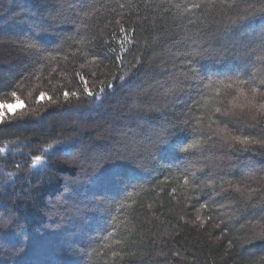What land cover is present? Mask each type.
<instances>
[{
    "label": "trees",
    "instance_id": "16d2710c",
    "mask_svg": "<svg viewBox=\"0 0 264 264\" xmlns=\"http://www.w3.org/2000/svg\"><path fill=\"white\" fill-rule=\"evenodd\" d=\"M241 10L220 0H0V104L21 105L3 109L0 124V264H264V116L220 115L234 89L223 103L203 89L264 81L259 27L228 30ZM77 73L94 93L105 88L101 99ZM41 92L51 99L37 102ZM208 122L256 142L222 144ZM49 144L63 151L31 168ZM59 197L80 216L66 243L48 216Z\"/></svg>",
    "mask_w": 264,
    "mask_h": 264
},
{
    "label": "snow or ice",
    "instance_id": "6c2138e0",
    "mask_svg": "<svg viewBox=\"0 0 264 264\" xmlns=\"http://www.w3.org/2000/svg\"><path fill=\"white\" fill-rule=\"evenodd\" d=\"M208 3L209 5H215L216 0H208ZM220 3L228 8L239 7L242 9L240 13L236 16V18L232 19L231 25L228 26V30H231L232 28H238L241 25H246L249 28H255L258 26L261 34L264 35V0H257V3H249L247 2V0H242L241 4H237L236 0H220ZM202 6L203 5L200 3H194L191 5V8H201ZM120 31L121 34L124 35L127 44L130 45L132 43V40L128 38L125 29L121 28ZM120 43H121V53L127 52L128 48L125 46L124 41H121ZM23 47L28 49L34 47V45L26 43L23 45ZM116 59L117 61H120L121 57L117 56ZM258 59L264 61V55H261L260 57H258ZM137 63H139V60H137ZM188 72L192 74L191 77H189L190 79H192L193 81L199 80V73L195 67H189ZM76 75L78 76L79 80L83 83V91L88 97H95L97 100L101 99L102 94L105 92L104 87H101L99 89V92L94 93L89 87L88 80L85 79V77L80 73H77ZM93 75H95V73H93ZM120 79L123 80L124 77L121 76ZM254 84H255L254 76L248 80L240 79L239 77H237L236 79H233L229 82H225L223 80L214 82L212 80H209L207 83L203 84V89L209 90L216 94L215 96L210 97L213 103H223L222 100L217 99V97L219 96V94L222 92L223 89H229V90L235 89L236 95L232 96L231 100L228 101V110L224 112L225 115L228 114V111H234L236 109H239L241 112H243L244 110H248V111L255 110V113L257 115L264 116V90H261L264 89V81H261L259 86H254ZM196 86L197 88H199L198 84ZM112 87H113L112 83L107 84V88L110 89ZM12 96L16 97V92H12ZM69 96L78 97V93L75 91L71 93L65 91L64 92L65 100H67ZM45 98L51 99V97H46L45 93L41 92L40 96L37 97V102H40ZM10 107H11L10 105L0 104V124H2L6 119V114L3 111V109ZM221 111L222 109L220 107L215 108V112H221ZM214 122L219 123L218 121H214ZM185 123H187V121H185ZM215 135L225 143H227L229 140H236L241 144L256 142V141H250L248 138L240 139L239 137H232L227 132L226 128L217 129ZM208 139H212V136H209ZM160 143H164V141L163 140L153 141L152 147L159 149ZM199 143H200L199 141L194 143H188L186 144V146L181 147L180 151L188 152L193 148H197L199 146ZM6 147H0V155L6 153ZM50 150H53L52 144H49L47 148H44L41 154L34 155L31 162V168L33 169L38 168V166H40L46 159H51V155H55L57 152L63 151L62 149H55L51 152V155H46L50 152ZM37 151H41V150L37 149ZM185 184H187V180H185ZM236 191L240 192L241 189L237 187ZM201 207L203 208L205 207V205H201ZM261 231H262V238H264V229H262ZM113 255H116V253H113Z\"/></svg>",
    "mask_w": 264,
    "mask_h": 264
},
{
    "label": "rangeland",
    "instance_id": "374dc122",
    "mask_svg": "<svg viewBox=\"0 0 264 264\" xmlns=\"http://www.w3.org/2000/svg\"><path fill=\"white\" fill-rule=\"evenodd\" d=\"M0 19H3V17H0ZM256 63H259V65H262L263 61H261V60L258 59L256 61ZM225 93L226 92H223L222 93V96H224L223 98L226 99V95L228 93H226V94ZM234 95H236L235 89L233 90V95H231L229 97L232 98V96H234ZM229 100H231V99H229ZM10 106H11L10 108H6L8 111H12V110L20 107L21 105H20V103H16V104H13V105H10ZM133 108H134V106H133ZM211 108H212L211 107V104H209L208 107L205 109V115H209L210 114V112L212 110ZM222 108L224 110H222L221 112H219V114L220 115H225L224 112L226 110H228V105L226 107L223 106ZM245 111L246 110L243 111V114L242 113H240V114H242L243 116L246 115V116L250 117V114H248V115L247 114H244V113H246ZM238 112H241V111L239 109H236L234 111H228V114L227 115L237 117V113ZM227 115H226V117H227ZM208 123H210V122H208ZM210 127H212L213 132H216V130L220 128L218 125H214L213 123L211 124ZM221 142H222V144L227 145V143H229L231 141L229 140L227 143H225L224 141L221 140ZM90 152H92V149L89 152L86 153L87 157H90ZM94 160H95L94 158L91 159V161H94ZM74 208H76V207H74ZM59 211L61 212V214H58ZM75 213H76V209H73V207H71L70 204H68L65 200H63L62 197L61 198L60 197L59 198H56L53 201L52 206H51V213L48 212V216L51 219L53 218L54 221H55V223L58 225L57 228L60 231L59 236L61 235V237H63L61 239V241H63V242H65L64 237H66V234H68L69 231H71V229L74 228V226L77 225V219H76V217H78V214L76 213V215H75ZM0 228L1 229H4L3 223L1 221H0ZM47 240H49V239H45L44 241H42L41 245L44 246L47 243Z\"/></svg>",
    "mask_w": 264,
    "mask_h": 264
}]
</instances>
